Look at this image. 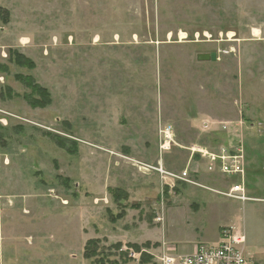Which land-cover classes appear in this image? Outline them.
<instances>
[{
  "label": "rangeland",
  "instance_id": "1",
  "mask_svg": "<svg viewBox=\"0 0 264 264\" xmlns=\"http://www.w3.org/2000/svg\"><path fill=\"white\" fill-rule=\"evenodd\" d=\"M0 8V264H160L233 228L264 264V0ZM221 146L246 156L244 177L208 170ZM184 170L202 187L166 173ZM239 181L247 200L221 193Z\"/></svg>",
  "mask_w": 264,
  "mask_h": 264
},
{
  "label": "built area",
  "instance_id": "2",
  "mask_svg": "<svg viewBox=\"0 0 264 264\" xmlns=\"http://www.w3.org/2000/svg\"><path fill=\"white\" fill-rule=\"evenodd\" d=\"M204 125L205 128L210 127L209 121H205ZM158 136L160 150L162 153H165L176 143L174 125L170 122L161 121L158 125ZM237 146L240 145L237 144ZM193 150L196 151L195 148H193ZM210 150L213 151L214 154L201 151L203 153L201 155L208 160L209 171H219L224 175L244 177L246 172V159L241 150L235 149L234 147L226 148L224 146H221L219 151H214L211 148ZM207 154L210 155L206 156ZM168 172L166 173L174 180L194 185L198 182H196L194 178V173L189 170L177 173ZM243 191H245L244 185L242 182H239L233 184L228 191L221 193L229 198L242 201L247 200L244 194L241 195ZM237 229L233 228L227 230L222 240L216 245L202 244L190 253L176 252L175 249H173L172 253H163L160 264H255L246 252V243H244L245 238L236 234Z\"/></svg>",
  "mask_w": 264,
  "mask_h": 264
},
{
  "label": "trees",
  "instance_id": "3",
  "mask_svg": "<svg viewBox=\"0 0 264 264\" xmlns=\"http://www.w3.org/2000/svg\"><path fill=\"white\" fill-rule=\"evenodd\" d=\"M3 9H1L0 8V17H1V19L3 18L4 19V21L7 23L8 21H9V17H10V11L9 10H3ZM16 59L18 60V62L17 63H19L20 65H22V66H28V67H32L35 63L30 59V58H28V57H26V56H24V55H22V54H16ZM25 78V77H24ZM26 82H27V85L30 87V88H32V89H34V90H38V91H40L41 92V94H42V96H45V97H47L46 99H48V96H47V94H46V92L44 91V89H42V88H40V87H38L36 84H34L33 83V79L31 78V77H27V79L25 80ZM26 98L27 99H29L30 101H31V99L28 97V96H26ZM35 102H37V101H33L32 103H35ZM38 103V102H37ZM60 144H63L62 142H60ZM96 241H89L88 242V245H87V247H86V256L88 257V258H91V257H93L94 255H93V253H89V254H87V252L89 251V248H91L93 245H94V243H95ZM149 243H146V245H148ZM92 245V246H91ZM120 245H118V247H119ZM130 246L131 247H134V248H136L137 250H139L140 248H141V246L140 245H137V244H130ZM92 251L93 252H95V250L94 249H92Z\"/></svg>",
  "mask_w": 264,
  "mask_h": 264
},
{
  "label": "water",
  "instance_id": "4",
  "mask_svg": "<svg viewBox=\"0 0 264 264\" xmlns=\"http://www.w3.org/2000/svg\"><path fill=\"white\" fill-rule=\"evenodd\" d=\"M198 60L200 61H207V60H216V54L215 53H212V54H209V53H199L198 56H197Z\"/></svg>",
  "mask_w": 264,
  "mask_h": 264
},
{
  "label": "bare ground",
  "instance_id": "5",
  "mask_svg": "<svg viewBox=\"0 0 264 264\" xmlns=\"http://www.w3.org/2000/svg\"><path fill=\"white\" fill-rule=\"evenodd\" d=\"M256 31V30H255ZM245 158H246V156H245ZM222 174V173H221ZM222 175H224V174H222ZM240 182V181H239ZM239 182H235V183H239ZM234 183V184H235ZM197 186H200V187H202V185H200V184H196Z\"/></svg>",
  "mask_w": 264,
  "mask_h": 264
}]
</instances>
